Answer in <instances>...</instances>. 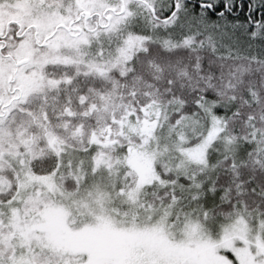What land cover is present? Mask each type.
<instances>
[{
    "label": "snow or ice",
    "instance_id": "1",
    "mask_svg": "<svg viewBox=\"0 0 264 264\" xmlns=\"http://www.w3.org/2000/svg\"><path fill=\"white\" fill-rule=\"evenodd\" d=\"M0 264H264V0H0Z\"/></svg>",
    "mask_w": 264,
    "mask_h": 264
}]
</instances>
